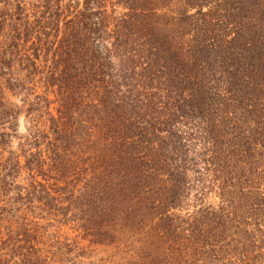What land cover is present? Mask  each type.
Listing matches in <instances>:
<instances>
[{"label":"trees","instance_id":"obj_1","mask_svg":"<svg viewBox=\"0 0 264 264\" xmlns=\"http://www.w3.org/2000/svg\"><path fill=\"white\" fill-rule=\"evenodd\" d=\"M255 18L0 0V264H264Z\"/></svg>","mask_w":264,"mask_h":264},{"label":"rangeland","instance_id":"obj_2","mask_svg":"<svg viewBox=\"0 0 264 264\" xmlns=\"http://www.w3.org/2000/svg\"><path fill=\"white\" fill-rule=\"evenodd\" d=\"M231 3L232 9H234V13H237L242 17L243 15L246 16V22H257L255 16H259L260 23H261V31L264 33V0H227ZM230 4H228L227 7H229ZM205 10V8H204ZM222 14V13H221ZM257 26H254L253 29H256ZM250 28V25L248 26V29ZM227 29H232L231 26L227 27ZM25 132V121L23 118H20L19 120V128H18V135H21ZM16 140H12L11 143V149H16ZM87 242H84V245H86Z\"/></svg>","mask_w":264,"mask_h":264}]
</instances>
